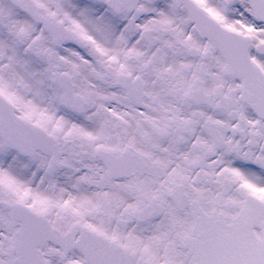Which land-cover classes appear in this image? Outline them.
<instances>
[{"label":"snow or ice","instance_id":"snow-or-ice-1","mask_svg":"<svg viewBox=\"0 0 264 264\" xmlns=\"http://www.w3.org/2000/svg\"><path fill=\"white\" fill-rule=\"evenodd\" d=\"M0 264H264V0H0Z\"/></svg>","mask_w":264,"mask_h":264}]
</instances>
